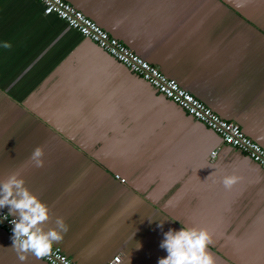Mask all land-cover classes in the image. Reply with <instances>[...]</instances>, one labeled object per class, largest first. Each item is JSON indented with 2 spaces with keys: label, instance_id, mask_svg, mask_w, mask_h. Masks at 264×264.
Here are the masks:
<instances>
[{
  "label": "crops",
  "instance_id": "obj_1",
  "mask_svg": "<svg viewBox=\"0 0 264 264\" xmlns=\"http://www.w3.org/2000/svg\"><path fill=\"white\" fill-rule=\"evenodd\" d=\"M69 1L264 147V0ZM12 173L49 206L46 228L64 218L55 245L78 264H158L183 226L209 231L216 264H264V168L37 0H0V179ZM12 246L0 227V264H21Z\"/></svg>",
  "mask_w": 264,
  "mask_h": 264
},
{
  "label": "built area",
  "instance_id": "obj_2",
  "mask_svg": "<svg viewBox=\"0 0 264 264\" xmlns=\"http://www.w3.org/2000/svg\"><path fill=\"white\" fill-rule=\"evenodd\" d=\"M37 1L42 4L44 14L56 15L69 26L79 31L84 37L95 42L131 72L147 81L158 92L179 104L189 115L214 130L221 137L224 144L240 149L264 168V147L247 135L240 124L225 119L216 113L190 90L180 85L177 79L163 72L159 65L140 56L124 41L113 36L69 0ZM218 151L219 148L214 149L210 153L211 161L216 160ZM7 214L8 211L0 209V227L12 237L14 226L10 223V220L18 217L10 216L8 220H4L3 217ZM43 259L49 264H78L67 255L62 247L55 244L52 253ZM121 261L122 256L117 254L108 264H119Z\"/></svg>",
  "mask_w": 264,
  "mask_h": 264
},
{
  "label": "clouds",
  "instance_id": "obj_3",
  "mask_svg": "<svg viewBox=\"0 0 264 264\" xmlns=\"http://www.w3.org/2000/svg\"><path fill=\"white\" fill-rule=\"evenodd\" d=\"M3 47L10 48L11 44L5 42ZM43 156V146H37L29 159L40 168L44 166ZM239 180V176L228 174L223 176L222 183L226 189H231ZM7 206H10L9 212L3 219L18 217L10 220V223L14 226L12 248L17 252L21 264L29 254L38 260L49 256L54 244L61 243L69 230L63 217L55 219V227H45L51 219L50 208L26 186L19 173L0 179V209ZM157 226L163 229L164 221L161 220ZM163 236L160 247L166 250L167 256L160 258L158 264H216L215 257L209 251L212 237L207 229L183 226L179 231L169 229ZM138 245L137 248H140L141 245Z\"/></svg>",
  "mask_w": 264,
  "mask_h": 264
},
{
  "label": "water",
  "instance_id": "obj_4",
  "mask_svg": "<svg viewBox=\"0 0 264 264\" xmlns=\"http://www.w3.org/2000/svg\"><path fill=\"white\" fill-rule=\"evenodd\" d=\"M149 61V60H148ZM158 65V64H157ZM160 67V66H159ZM169 76V75H168Z\"/></svg>",
  "mask_w": 264,
  "mask_h": 264
}]
</instances>
